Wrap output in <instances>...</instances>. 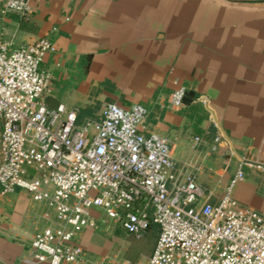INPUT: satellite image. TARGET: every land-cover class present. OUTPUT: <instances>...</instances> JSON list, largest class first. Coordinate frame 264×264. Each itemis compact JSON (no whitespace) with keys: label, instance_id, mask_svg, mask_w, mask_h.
<instances>
[{"label":"crops","instance_id":"1","mask_svg":"<svg viewBox=\"0 0 264 264\" xmlns=\"http://www.w3.org/2000/svg\"><path fill=\"white\" fill-rule=\"evenodd\" d=\"M2 5L1 41L54 47L40 63L47 108L74 110L82 124L104 104L138 105L141 134L165 139L210 204L228 193L264 213V0H27L26 18ZM179 88L192 99L174 109ZM238 167L243 179L231 183ZM90 215L95 227L76 237L90 264H146L154 225L134 238L100 210ZM51 222L25 192L0 195V264H30V238Z\"/></svg>","mask_w":264,"mask_h":264},{"label":"built area","instance_id":"2","mask_svg":"<svg viewBox=\"0 0 264 264\" xmlns=\"http://www.w3.org/2000/svg\"><path fill=\"white\" fill-rule=\"evenodd\" d=\"M27 11V0H3L2 14ZM53 51L46 39L11 48L0 38V195L21 190L52 214L30 238V264H90L76 237L95 227L91 209L134 238L154 225L146 264H264V213L228 193L210 204L165 139L141 134L144 108L108 103L99 120L77 124L74 110L45 106L40 63ZM184 93H173L171 108ZM242 179L238 167L231 183Z\"/></svg>","mask_w":264,"mask_h":264},{"label":"water","instance_id":"3","mask_svg":"<svg viewBox=\"0 0 264 264\" xmlns=\"http://www.w3.org/2000/svg\"><path fill=\"white\" fill-rule=\"evenodd\" d=\"M191 99H192V93L189 91L185 92L181 101H180V105L181 106L188 105L190 103Z\"/></svg>","mask_w":264,"mask_h":264}]
</instances>
